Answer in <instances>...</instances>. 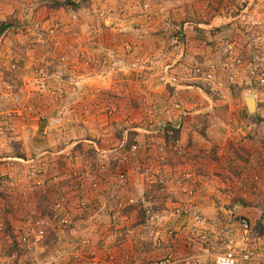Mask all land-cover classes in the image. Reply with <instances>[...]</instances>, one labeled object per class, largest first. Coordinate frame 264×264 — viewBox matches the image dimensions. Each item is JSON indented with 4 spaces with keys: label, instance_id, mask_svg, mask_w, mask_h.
Masks as SVG:
<instances>
[{
    "label": "rangeland",
    "instance_id": "rangeland-1",
    "mask_svg": "<svg viewBox=\"0 0 264 264\" xmlns=\"http://www.w3.org/2000/svg\"><path fill=\"white\" fill-rule=\"evenodd\" d=\"M221 1L0 0V163L17 164L18 177L27 179L21 171L24 164L15 159L17 152L39 158L45 150L55 154L61 147H77L80 154L88 156L94 150L97 156L101 149L94 143L121 151L124 131L127 138L121 147L125 149L130 140L135 145L134 139L143 132L137 128L140 124L149 128L158 115L172 117L192 99L180 91L185 86L175 88L170 83V74L179 85L195 81L211 96L215 105L205 115H217V123L225 118L224 124L217 125L223 134L245 137L242 132L248 122L256 116L264 120V80L248 68L256 63L258 72L264 69V0H238V10L246 4L255 8L254 19L234 26L229 22L220 32L221 26H200L216 14ZM234 1L226 0L229 6ZM179 22L190 31L185 33ZM5 23L9 25L4 28ZM182 48L185 54L177 57L173 52ZM254 49L255 61L251 59ZM196 68L211 72L212 77L197 75ZM246 95L255 98L258 111L247 109ZM131 195L138 197L137 192ZM205 218L206 229L193 219H162L159 241L171 248L135 249L128 255L146 262L173 250L181 259L178 264H186L182 258L193 255L188 264H204L205 256L199 259L196 254L211 256L228 245L251 246L264 255L263 236L252 237L254 223L243 232L239 217L232 218L235 224ZM84 223L83 234L95 238L108 220L98 215ZM150 223L147 220L143 228L147 242ZM131 229L141 230L136 224ZM235 233L242 241L236 243ZM112 236L107 238L109 243L115 239Z\"/></svg>",
    "mask_w": 264,
    "mask_h": 264
},
{
    "label": "crops",
    "instance_id": "crops-1",
    "mask_svg": "<svg viewBox=\"0 0 264 264\" xmlns=\"http://www.w3.org/2000/svg\"><path fill=\"white\" fill-rule=\"evenodd\" d=\"M234 2L235 4L229 6V2L222 0L221 7L218 8L216 14L207 22L199 23V25L205 28L213 24L215 27L221 26L222 28L218 31L220 32L229 22L234 26L237 21L254 17L255 8L251 7V4H246L245 9L238 10L236 4L239 2L238 0ZM200 12L204 13L203 10ZM246 12H252V14L247 16ZM179 24L180 27L183 23L179 22ZM181 27L185 29V33L190 31L186 25ZM188 44L186 41V51ZM172 52L173 50L170 53ZM255 52L254 49L252 54H256ZM173 53L178 57L185 54V49L183 51L182 48L180 52L174 51ZM169 76H171L170 83L175 88L185 86L186 89L180 91H183L185 95L188 94L192 99L172 117L167 113L158 115L154 119L153 126L150 125L149 128L140 124L137 128L143 132L134 139L136 142L134 153L133 150L129 151L133 143L125 149L121 147L127 138L126 131L120 139L121 151H110L111 149L94 143L93 145L100 148L101 152L96 154V158L91 163L103 162L105 170L102 172L94 170L97 164L86 165L89 161L82 160L84 158L79 152L73 164L70 165L68 161L66 164L67 159L64 152L67 149L64 150L61 147L58 159L46 160L44 170L39 176L42 184L34 190H29L28 181L18 177L21 175L18 173L17 164L0 163V175L4 180L0 193V221H6L12 225L11 227H18L20 218L32 206L42 209L54 203L60 193L54 190V182L61 179L64 172L74 169L88 175L91 178L89 180L97 179L100 182L98 192L91 191L88 186L82 192L90 200L94 198L92 205L96 208L98 202L95 199L98 200L104 197L103 195L109 194L107 197L109 201L117 196L129 195L131 192H137L138 197L142 196L150 201L154 214V224L149 232L151 241L147 242L146 237L144 241L133 245L129 239H126L121 249L114 252L117 259L135 249L157 251L160 247L171 248L170 245L160 244V221L162 219L174 221L177 217L192 220L189 214L183 211L192 204L198 207L202 215L214 221L229 220L235 224L232 218L244 217L249 222V226L260 222L264 229V128L261 126L264 120L256 116L247 123L249 125L244 128V132L238 129L242 133H247L245 137L239 134L237 136L229 133L223 134L217 125L224 124L225 118H220L217 123V115H205L215 105L211 96L203 93L195 81L188 80V84L179 85L174 74ZM121 107L122 105L118 104V108ZM258 109L256 104V111ZM160 121L176 124L175 137L160 135ZM48 149L51 148L48 147ZM123 154L127 155L126 160H122ZM119 172L127 173L130 191L122 193L116 191L119 189L117 184ZM5 175L9 177V180L5 179ZM159 179L162 182H158ZM73 181L75 179H70L69 183ZM151 184L155 187L157 184L162 186L153 197L143 194L145 188ZM66 194L69 204L75 202L81 195L73 186L67 189ZM175 207H179L181 212H177ZM132 215L130 219L142 225L141 231L145 235L147 230L143 231V226L147 220L144 212L140 214L136 211V214ZM77 221L85 225L84 222L89 220L86 215L82 214ZM93 227L97 226L94 224ZM105 230L106 226L101 227L94 235L104 238ZM262 236L264 244V235ZM238 237V233L233 235L236 243L242 241ZM108 238H113V236ZM99 253H102L100 256L103 258L106 255L103 251ZM0 259H2L1 249Z\"/></svg>",
    "mask_w": 264,
    "mask_h": 264
},
{
    "label": "built area",
    "instance_id": "built-area-1",
    "mask_svg": "<svg viewBox=\"0 0 264 264\" xmlns=\"http://www.w3.org/2000/svg\"><path fill=\"white\" fill-rule=\"evenodd\" d=\"M257 54H251V59L255 61ZM248 67L250 74H259V78L264 80V69L258 72L257 64L250 63ZM195 73H199L205 79L212 77L211 72H204L200 68H196ZM178 108L179 104H175ZM159 132L161 135H171V131L164 130L167 125L166 122H160ZM172 125V124H170ZM176 128V124L172 125ZM135 151V145H133L129 151ZM58 153H52L51 150H45L39 158L29 157L25 159L17 158L24 164L22 169L23 176L28 181L27 188L34 190L42 184L40 175L42 174L45 162ZM64 156L69 161V164L75 162L74 155L72 154V147L64 152ZM127 155H122V160H126ZM97 164L94 170L102 172L105 170V164L88 162L86 165ZM84 171V169H83ZM75 179L73 183H64L66 180ZM91 179L83 172L71 169L63 173V177L54 182V190L60 192L57 199L51 205H46L42 209L32 206L27 212L20 218V224L18 227H11L10 232H6V224L4 221H0V249L2 251V259L0 264H14L17 259L18 264H178L181 259L177 258L173 250L161 257H157L146 262L136 261L131 258L128 253L123 254L120 259H117L114 254L115 250L121 249L123 238H128L130 241L140 243L146 239L143 232L140 230L138 233H134L131 229L133 224L137 221L130 219L132 214H136V211L142 210L145 214L146 220H150V225H153L154 214L152 206L148 199L143 197H134L131 194L121 195L114 197L112 201L107 200L106 197H100L95 199L100 205L98 208L92 205L90 198L86 197L84 192L85 188H88L93 192H98L99 181L97 179ZM158 182H162L161 179ZM117 184L122 192L130 191L129 179L126 172L118 173ZM2 179L0 178V193L2 191ZM73 186L81 194L78 199L69 204V199L66 194L67 189ZM177 212H180L179 207L174 208ZM186 211L189 216L197 223L203 226L204 229L208 225L206 218L202 215L198 207L194 204L188 206ZM86 215L88 220H92L94 217H104V220H108L106 226L104 238L101 236L92 237V235L83 234L85 227L77 220L80 215ZM237 223L243 232H246L250 226L247 219L239 217ZM137 227L141 229L142 225L137 223ZM144 227V226H143ZM149 227V226H148ZM147 227V228H148ZM151 227V226H150ZM114 235L115 239L113 244L107 241L109 236ZM204 236V234H202ZM100 239H103L100 241ZM137 243V244H138ZM201 250L205 248H200ZM105 252V257L98 256L97 253ZM205 256L204 264H264V255H260L256 248L251 246H230L226 249L207 256L204 254H196L197 258ZM193 256L182 258L186 264L189 263ZM199 258V259H200ZM190 259V260H189ZM198 259V260H199Z\"/></svg>",
    "mask_w": 264,
    "mask_h": 264
},
{
    "label": "trees",
    "instance_id": "trees-1",
    "mask_svg": "<svg viewBox=\"0 0 264 264\" xmlns=\"http://www.w3.org/2000/svg\"><path fill=\"white\" fill-rule=\"evenodd\" d=\"M9 25V24H8ZM6 23L5 24H3L2 25V27H7L8 26ZM164 130L165 131H167V130H169V131H171V135H168V136H170V137H175V135H176V130H177V128H174V127H172V125H170V124H167L165 127H164ZM167 135H165V137H166ZM133 142L130 140V141H128L127 143H126V145L124 146V148H126L127 146L129 147L131 144H132ZM77 149V147H72V154L74 155V158H75V161H76V159H77V154H78V152L80 153V151L79 150H76ZM94 150H92V152H93ZM92 152L90 151V153H89V155L88 156H85V155H83L82 153H81V155H82V157L84 158V159H82V160H88L89 162H93V160H94V158H96V156H95V154H92ZM17 158H21V159H25V155H23V154H21V153H19V152H17L16 153V155H15ZM67 159V158H66ZM20 162V161H19ZM22 163V162H21ZM74 163V162H73ZM23 164V163H22ZM20 165V164H19ZM20 166H22V165H20ZM24 168V166L22 167V169ZM22 171V170H21ZM70 180V179H69ZM69 180H66L64 183H66V182H69ZM162 188V186L161 185H159V184H157L156 185V187L155 186H153L152 184L151 185H149L147 188H145V192H143V194L145 193V194H148V196H150V197H153L154 196V193L155 192H157V190H160ZM139 212H140V214L143 212L142 210H139ZM5 224H6V232H10V229H11V227H10V224H8L6 221H5ZM251 232H252V234H253V236L252 237H258V236H262V235H264V229H263V224H261L260 222H257V223H255L254 224V226L252 227V230H251ZM14 264H18V260L16 259L15 261H14Z\"/></svg>",
    "mask_w": 264,
    "mask_h": 264
},
{
    "label": "water",
    "instance_id": "water-1",
    "mask_svg": "<svg viewBox=\"0 0 264 264\" xmlns=\"http://www.w3.org/2000/svg\"><path fill=\"white\" fill-rule=\"evenodd\" d=\"M70 3L72 4L73 2H70ZM11 27H19V26H11ZM244 100H245V104H246V107H247L248 110H254L255 109L256 101H255V98L253 96L246 95ZM251 100H254V105L253 106H251Z\"/></svg>",
    "mask_w": 264,
    "mask_h": 264
},
{
    "label": "clouds",
    "instance_id": "clouds-1",
    "mask_svg": "<svg viewBox=\"0 0 264 264\" xmlns=\"http://www.w3.org/2000/svg\"><path fill=\"white\" fill-rule=\"evenodd\" d=\"M15 159H17V158H15ZM17 161V160H16Z\"/></svg>",
    "mask_w": 264,
    "mask_h": 264
}]
</instances>
